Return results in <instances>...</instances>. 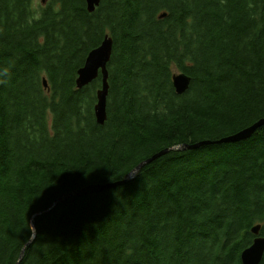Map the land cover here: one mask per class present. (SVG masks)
Listing matches in <instances>:
<instances>
[{"label":"trees","instance_id":"trees-1","mask_svg":"<svg viewBox=\"0 0 264 264\" xmlns=\"http://www.w3.org/2000/svg\"><path fill=\"white\" fill-rule=\"evenodd\" d=\"M47 1L0 0V264L18 262L33 216L61 195L264 118V0H102L93 13ZM107 34L100 125L102 77L76 81ZM174 68L191 77L184 95ZM257 224L264 236V127L170 152L36 217L20 264H242Z\"/></svg>","mask_w":264,"mask_h":264},{"label":"water","instance_id":"water-1","mask_svg":"<svg viewBox=\"0 0 264 264\" xmlns=\"http://www.w3.org/2000/svg\"><path fill=\"white\" fill-rule=\"evenodd\" d=\"M101 1L102 0H86L88 11L90 13L95 12L96 9L100 6ZM166 15L167 14L161 15V18L166 17ZM112 53H113V39L111 36L106 35L102 44L99 47L90 51V53L88 54L84 66L78 71V77L76 81L77 88L83 89L84 87L89 86L92 82H94L99 77V75H101L102 88L97 93V104L95 107L96 119H97L98 124L100 125H104L108 118L107 105H108V95H109V89H110L108 65L110 63ZM172 79H173L172 80L173 86L178 95H184L190 89L191 77L188 76L187 74L185 73L174 74ZM44 85L46 88H48L47 79H44ZM262 127H264V118L260 119L258 122L252 124L251 126L241 130L240 132L234 135L222 138L220 140H215V141L206 140V141H201L195 144H185V145H179V146L165 149L157 153L153 157L145 160L141 164H139L122 181L108 183V184H92V185L86 186L83 189L61 195L47 211L38 213L35 216H33L32 221H31V227L33 231L32 238L24 246L21 256L16 264L21 263V260L23 259L26 248L29 245H31L35 240L36 228L34 225V220L36 217L53 210L58 205L68 201L69 199L73 197H81L84 195L103 192V191H107L109 189L117 188L119 186L130 183L133 180H135V178L139 175V173L145 166L149 165L156 159L170 152L196 150L201 147L209 146V145L240 143L242 141H246L252 138L253 135ZM261 229H262L261 224H257L254 227H252L251 231L256 236V238L254 239L252 245L243 251L241 255L242 264H261L262 263L263 258H264V236L259 235Z\"/></svg>","mask_w":264,"mask_h":264},{"label":"rangeland","instance_id":"rangeland-1","mask_svg":"<svg viewBox=\"0 0 264 264\" xmlns=\"http://www.w3.org/2000/svg\"><path fill=\"white\" fill-rule=\"evenodd\" d=\"M47 0H34V5L37 9L47 6ZM174 73L178 74L179 72L174 68Z\"/></svg>","mask_w":264,"mask_h":264},{"label":"bare ground","instance_id":"bare-ground-1","mask_svg":"<svg viewBox=\"0 0 264 264\" xmlns=\"http://www.w3.org/2000/svg\"><path fill=\"white\" fill-rule=\"evenodd\" d=\"M87 4V3H86ZM166 14V13H165ZM107 35H109V34H107ZM110 36V35H109ZM108 67H109V65H108ZM99 76H101V75H99ZM110 86V85H109ZM253 234V233H252ZM254 235V234H253ZM260 235V234H259ZM255 236V235H254ZM255 238H256V236H255ZM254 238V239H255ZM254 241V240H253ZM253 243V242H252ZM252 245V244H251ZM250 247V246H249ZM247 249V248H246ZM243 253V252H242ZM242 255V254H241Z\"/></svg>","mask_w":264,"mask_h":264}]
</instances>
